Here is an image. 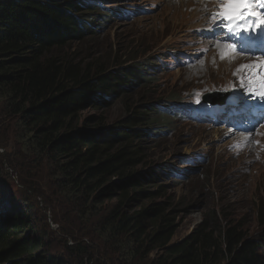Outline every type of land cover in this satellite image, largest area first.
I'll list each match as a JSON object with an SVG mask.
<instances>
[{"label":"trees","instance_id":"obj_1","mask_svg":"<svg viewBox=\"0 0 264 264\" xmlns=\"http://www.w3.org/2000/svg\"><path fill=\"white\" fill-rule=\"evenodd\" d=\"M85 2L0 0V127H13L9 135L48 161L49 183L65 193V212L77 224L69 237L96 240L111 261L85 258L89 249L80 244L67 257L55 252L50 232L35 227L32 202L5 192L1 180L8 207L0 211V264H264V229L252 235L239 222L223 225L219 212L170 242L187 207L167 194L176 184L162 177L180 169L146 162L152 126L168 117L160 102L134 101L110 125L101 114L80 119L82 110L108 107L152 79L140 65L112 69L62 52L99 27L107 2ZM27 161L17 163L22 176Z\"/></svg>","mask_w":264,"mask_h":264},{"label":"rangeland","instance_id":"obj_2","mask_svg":"<svg viewBox=\"0 0 264 264\" xmlns=\"http://www.w3.org/2000/svg\"><path fill=\"white\" fill-rule=\"evenodd\" d=\"M102 1L107 2L103 5L107 13L104 10L99 12L103 13V17L99 16V27H93L90 34L83 39L71 40L62 46V52L82 62H102L112 69L123 64L140 65L152 79L150 82L143 81L140 87L126 92L108 107L82 110L79 113L80 119L93 120V115L101 114L106 124L110 125L122 117L126 108L134 101L145 102L148 99L166 106L167 103L179 102L180 107H184L190 100L185 106L188 107L197 104L206 92L228 91L224 94L218 93L222 95L220 99L225 100L227 96L230 98V93L241 90L248 72L246 67L251 61L237 66L234 64L231 68H226L227 70L222 68V72L218 73L212 70L206 73L198 69L200 63L204 66L210 61L208 51L212 53L213 47L211 40H207L209 38L206 36V29L200 20L207 19V15L209 17L216 10L220 5L217 0H203L200 7L203 14L197 19L192 18L191 11L186 7L171 9L180 0H171L177 2L172 7L165 6V0ZM175 15H178L177 20L172 18L161 25L163 17ZM181 54L190 55L191 62L186 63L185 56H180ZM173 55L178 57L177 64L172 60ZM217 56L216 59L222 62L233 57L252 60L243 54L233 55L223 47ZM237 70L244 72L240 75ZM201 75L209 77V81L204 80L207 78ZM231 80L235 82L232 83ZM181 114L183 117L172 115L166 118L167 121L154 124V135L144 143L147 148L146 162H150L152 166L172 164L180 169V173L162 176L170 178L176 184L167 194L174 196L175 201L181 200L187 207L186 213L179 217L170 242L175 243L184 238L210 211L219 212L222 217H226L219 219L223 225L226 221L239 222L250 234L261 235L264 229L261 226L264 220V123L263 126L243 134L227 131L223 126L213 127L205 122L198 123L188 117L184 109ZM160 115L165 114L161 111ZM12 128H8L6 132L4 127H0V182L4 181L3 187L7 189L5 192L28 198L29 203L32 202L30 205L39 216L35 227L50 232L48 235L55 241V252L67 257L70 247L80 244L89 249L85 258L88 254L104 258L96 240L91 241L87 236L69 237L76 233L77 224L65 212V193H60V189L57 190L55 185L49 183L53 177L52 168L45 159H35L34 153H28L27 146L24 148L22 145L23 140L18 139L14 133L9 135ZM207 133L209 137L199 139V135ZM239 136L247 137V140L234 142ZM24 159L29 161L25 163L26 166H21L25 171L22 176L17 163ZM35 160L39 166L33 168ZM6 196L3 191L0 192V211L8 207L4 200ZM67 204L70 206L68 202ZM156 251L151 252L149 258L154 257ZM149 261L141 264H149Z\"/></svg>","mask_w":264,"mask_h":264},{"label":"bare ground","instance_id":"obj_3","mask_svg":"<svg viewBox=\"0 0 264 264\" xmlns=\"http://www.w3.org/2000/svg\"><path fill=\"white\" fill-rule=\"evenodd\" d=\"M89 1H93V2H88L87 4H93V6L94 5H96V4H98L99 2H94V1H96V0H89ZM158 1H161V0H158ZM175 1V0H174ZM174 1H171V0H169V1H166L165 0V6H170V7H172L173 6V3H177V2H174ZM203 0H199V2H197L196 3V1H189V0H185L184 2H182V0H180V2H178L177 4H176V6H174V7H172L171 9L172 10H174V9H176L177 7H184V9H185V7L188 9V10H190L191 11V15H192V18H194V19H197L198 18V16H200L201 15V11H200V7H201V2H202ZM205 1H209V0H205ZM214 1V0H213ZM210 2H212V1H210ZM215 2H216V0H215ZM110 4V3H109ZM112 5V4H111ZM98 6V5H97ZM109 6V5H108ZM214 6V5H213ZM115 7H118L117 5L115 6ZM136 7V6H135ZM94 8V7H93ZM96 9V8H95ZM97 10H98V8H97ZM131 10V9H130ZM138 11H140L139 9H137ZM101 12V11H100ZM104 12H105V10H104ZM107 13V11L105 12V14ZM205 13V12H204ZM203 14V13H202ZM136 16V15H135ZM103 17V16H102ZM109 17V16H108ZM177 17H178V15H175V16H165V17H163L162 19H164V20H161V25H163L165 22H168V21H170L172 18H174V19H176L177 20ZM101 18V17H100ZM110 18H108V20H109ZM150 21H154L153 19H149ZM205 21H206V23H205ZM103 23V22H102ZM200 23H202V26L204 27V29H206V28H208L209 27V21H208V18L207 19H205V18H201V20H200ZM199 30V29H198ZM197 30V31H198ZM208 40V39H207ZM211 43H212V53H210V51H208V49H207V51H208V57H210V61H208V63H206V65H204V66H202V64L200 63L199 65H198V69L199 70H201V71H206V73H210V70H212V71H214V73H218V72H222V68H227V69H229V68H231L234 64L237 66V64H244V63H246V62H249V61H251V60H244V59H242V58H239V57H233V58H229V59H227L225 62H222V61H219L218 59H216V58H218V54L220 53V51H221V49H222V47L223 48H226V46L224 45V44H222V43H220V42H217V41H215V40H211ZM221 44H222V46H221ZM249 46H253V43H250V45ZM206 51V52H207ZM229 52V51H228ZM231 53V52H230ZM224 54H225V52H224ZM180 56H185V59H186V63L187 62H191V60H192V58H191V56L190 55H187V54H181ZM193 57V56H192ZM172 60H173V62L175 63V64H177V62L179 61L178 60V57L177 56H175V55H173V57H172ZM171 60V61H172ZM179 64V63H178ZM247 65V64H246ZM250 64H248V66H249ZM168 66V65H167ZM179 66V65H178ZM183 66V65H182ZM199 66H202V67H199ZM180 67V66H179ZM226 69V70H227ZM165 70V69H164ZM197 70V69H196ZM209 70V71H208ZM237 73H239L240 75L241 74H243V70H237L236 71ZM201 76H203V77H205V78H207V79H204V80H207V81H209V77H206V75H201ZM232 81V83H234L235 81L234 80H231ZM229 84V83H228ZM252 85V82L250 81L249 83H248V86H251ZM216 89V88H215ZM244 90V89H243ZM206 91V90H205ZM213 92V91H212ZM206 92V93H204L203 95L202 94H200V95H202L201 96V98H199L200 97V95H198L197 96V98H199V101H198V103L197 104H195V105H191V106H188V107H185V106H187L191 101L189 100V101H187V99H186V101H187V104H185L184 105V107L182 106V107H180V103L178 102V103H174V104H170V103H167V105L168 106H166V105H162L161 106V110H162V108H163V112H164V116H168V117H171L172 115H180V116H182L183 117V115L181 114V112L183 111V109H184V113H187V116L188 117H191L192 119H194L196 122H198V123H201V122H205V123H207V124H210V126H213V127H215V126H223V128L224 129H226L227 131H230V132H234V130H233V123H234V121H235V115H236V113L234 112V114H231V113H229L228 112V110L224 107V106H222V105H220V104H218V103H215V102H212V100H214L216 97H217V95H218V93L220 92V91H215V92ZM214 96V97H213ZM220 96H222V95H220ZM219 96V97H220ZM186 98V97H185ZM185 98L183 99V98H181V99H183V100H185ZM191 99H193V98H191ZM228 99V98H227ZM194 101V100H193ZM193 101H192V103H193ZM197 102V101H196ZM172 103V102H171ZM191 103V104H192ZM195 103V102H194ZM179 110V111H178ZM177 118V117H176ZM180 119H182V118H180ZM185 119V118H184ZM188 120V119H187ZM193 120V121H194ZM185 122V121H184ZM187 122V121H186ZM188 123H190V121L188 122ZM206 125V124H205ZM263 126V125H262ZM259 128V127H258ZM260 131V130H259ZM205 132V131H204ZM214 132H216V131H214ZM213 132V133H214ZM212 134V133H211ZM204 136V137H203ZM209 137V133H207V134H201V135H199V139H204L205 137ZM253 136H255V135H253ZM257 136V135H256ZM255 136V137H256ZM192 138V137H191ZM262 138V137H261ZM251 139V138H250ZM244 140H247V137H245V138H241L240 136L237 138V139H235L234 140V142H236V141H242V142H244ZM252 140V139H251ZM260 141V140H259ZM237 144V143H236ZM256 147V146H255ZM246 148V147H245ZM233 149H234V147H233ZM239 149V148H238ZM249 149V148H248ZM246 150V149H245ZM243 151V150H242ZM247 151V150H246ZM242 153V152H241Z\"/></svg>","mask_w":264,"mask_h":264},{"label":"snow or ice","instance_id":"obj_4","mask_svg":"<svg viewBox=\"0 0 264 264\" xmlns=\"http://www.w3.org/2000/svg\"><path fill=\"white\" fill-rule=\"evenodd\" d=\"M235 9L230 15L229 9ZM256 9H260L257 11ZM217 17L221 21H227L229 31H249L253 28L264 26V0H224L220 4L218 11L212 13L213 23L217 22ZM255 17L250 22L249 19ZM247 22V23H242Z\"/></svg>","mask_w":264,"mask_h":264},{"label":"water","instance_id":"obj_5","mask_svg":"<svg viewBox=\"0 0 264 264\" xmlns=\"http://www.w3.org/2000/svg\"><path fill=\"white\" fill-rule=\"evenodd\" d=\"M221 92V91H220ZM222 93V92H221ZM220 100L219 99H217V98H215L214 100H212V102H219Z\"/></svg>","mask_w":264,"mask_h":264},{"label":"clouds","instance_id":"obj_6","mask_svg":"<svg viewBox=\"0 0 264 264\" xmlns=\"http://www.w3.org/2000/svg\"><path fill=\"white\" fill-rule=\"evenodd\" d=\"M96 1H100L99 3H101L102 0H96ZM96 1H94V2H96ZM89 2H93V1H89Z\"/></svg>","mask_w":264,"mask_h":264}]
</instances>
